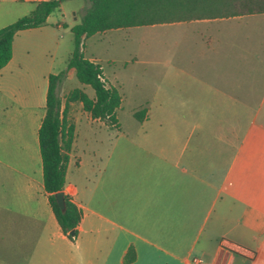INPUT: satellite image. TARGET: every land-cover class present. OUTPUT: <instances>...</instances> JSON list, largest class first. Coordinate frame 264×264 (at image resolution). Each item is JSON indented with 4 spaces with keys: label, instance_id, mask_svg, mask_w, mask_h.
Wrapping results in <instances>:
<instances>
[{
    "label": "crops",
    "instance_id": "crops-1",
    "mask_svg": "<svg viewBox=\"0 0 264 264\" xmlns=\"http://www.w3.org/2000/svg\"><path fill=\"white\" fill-rule=\"evenodd\" d=\"M37 1L0 0V27ZM62 5L45 24L15 33L0 68V264H125L131 244L136 257L127 264H189L194 256L264 264V48L251 58L250 29L235 33V25L264 23V12L249 13L260 14L257 22L243 18L248 14L184 20L223 23L212 26L221 36L200 32L210 53L197 71L218 76L205 99L185 88L157 106L141 105V119L132 109L125 125L116 110V126L92 117L80 101L61 102L73 125L63 191L82 209L70 239L44 189L38 143L53 71L34 66L28 54L50 47V29L78 22L54 15ZM67 71L73 78L74 69Z\"/></svg>",
    "mask_w": 264,
    "mask_h": 264
},
{
    "label": "trees",
    "instance_id": "trees-1",
    "mask_svg": "<svg viewBox=\"0 0 264 264\" xmlns=\"http://www.w3.org/2000/svg\"><path fill=\"white\" fill-rule=\"evenodd\" d=\"M62 1L38 0L28 13L0 27V68L12 55L15 33L20 29L45 24L48 14L58 9ZM261 12H264V0H90L80 21L70 27L74 45L64 68L48 75L46 111L38 128L44 189L64 234L70 239L76 236L82 209L63 191L73 125L66 124L57 85L65 77L67 69L72 67L77 79L90 85L94 94L91 97L82 88L74 87L65 97L64 108L70 101H80L82 108L92 117L106 120L109 126L117 125L116 110L122 101L118 88L104 77L100 79V75L103 76L100 63L84 55L80 47L82 39L110 28ZM144 111L143 107L133 114L141 119ZM59 190L63 191L64 210L59 207L55 196ZM135 257L136 252L131 244L125 250L122 261L127 264Z\"/></svg>",
    "mask_w": 264,
    "mask_h": 264
},
{
    "label": "rangeland",
    "instance_id": "rangeland-1",
    "mask_svg": "<svg viewBox=\"0 0 264 264\" xmlns=\"http://www.w3.org/2000/svg\"><path fill=\"white\" fill-rule=\"evenodd\" d=\"M61 3L62 9L55 11L54 15L62 14L63 19L72 23L80 21L90 0H63ZM28 12V8H21L6 19ZM244 16V19L254 22L260 19V14ZM221 22L212 21L209 27L208 23L174 21L110 28L83 38L80 47L84 55L93 57L101 64L108 80L118 88L122 103L117 109V117L125 125L132 118V109H139L141 105L157 106L159 100L180 97L185 88L197 90L196 95L200 99L207 98V85L217 80L218 76L197 71L201 65L207 66V54L210 53L203 47L200 32L221 36L224 34V31L221 32L222 28L215 30L212 27L223 25ZM235 26L236 34L249 29L253 34V38L247 43L248 55L253 58L261 54L264 42L259 38L264 36V23L251 28L248 25ZM48 36L50 47L42 51L37 47L29 48V58L33 65L42 67L45 64L51 71H59L64 68L73 49V33L68 25H62L50 29ZM35 37L37 36L33 35ZM33 38L32 41L36 40ZM176 67L184 68L187 74L175 77L173 71ZM67 75L68 71L56 90L62 101H65L71 89L81 86L75 74L73 78H67ZM84 90L93 91L88 84H85ZM103 121L108 125L106 120Z\"/></svg>",
    "mask_w": 264,
    "mask_h": 264
},
{
    "label": "built area",
    "instance_id": "built-area-1",
    "mask_svg": "<svg viewBox=\"0 0 264 264\" xmlns=\"http://www.w3.org/2000/svg\"><path fill=\"white\" fill-rule=\"evenodd\" d=\"M100 79L103 80V76L100 75ZM189 264H211L210 262H208L206 259H204L203 257L200 256H194L191 258L190 263Z\"/></svg>",
    "mask_w": 264,
    "mask_h": 264
},
{
    "label": "water",
    "instance_id": "water-1",
    "mask_svg": "<svg viewBox=\"0 0 264 264\" xmlns=\"http://www.w3.org/2000/svg\"><path fill=\"white\" fill-rule=\"evenodd\" d=\"M55 196L57 199V203L59 207L64 210L65 209V204H64V197H63V191L59 190L55 192Z\"/></svg>",
    "mask_w": 264,
    "mask_h": 264
}]
</instances>
